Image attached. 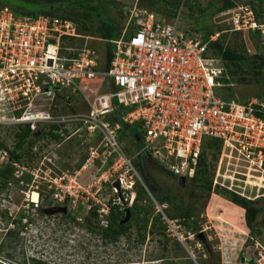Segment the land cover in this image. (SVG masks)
Masks as SVG:
<instances>
[{
  "label": "built area",
  "instance_id": "1",
  "mask_svg": "<svg viewBox=\"0 0 264 264\" xmlns=\"http://www.w3.org/2000/svg\"><path fill=\"white\" fill-rule=\"evenodd\" d=\"M123 12L124 25L120 36L110 40L112 57L105 67L86 42H69L89 38L77 32L71 19L15 15L0 6V124H28L31 130L38 123L57 125L60 135L62 127L77 125L93 141L78 170L54 178V200L67 203L72 214L96 206L98 215L106 217L109 203L90 193L93 183L83 186L79 181L81 171L99 160L107 165L106 173L117 175L113 181H119V188L131 189V205L133 174L141 179L118 141L123 123L139 125L140 151H149L177 180L193 177L203 137L218 139L212 186L248 200L264 199L263 184L247 182L250 176L264 179V98L239 102L219 96L224 67L207 51L219 32L203 40L162 22L136 1ZM217 14L226 30L257 32L264 44V8L257 17L252 5L238 2ZM63 90L79 94L86 110L65 112ZM42 99L49 104L35 112L33 104ZM101 178L103 173L95 182ZM163 207L157 211L166 230L181 242L184 227L167 217Z\"/></svg>",
  "mask_w": 264,
  "mask_h": 264
},
{
  "label": "rangeland",
  "instance_id": "2",
  "mask_svg": "<svg viewBox=\"0 0 264 264\" xmlns=\"http://www.w3.org/2000/svg\"><path fill=\"white\" fill-rule=\"evenodd\" d=\"M104 2L111 20L120 25L123 22L121 9L135 1L142 8L149 9L160 20L176 24L178 30L202 37L201 28L206 24L225 25L223 16L212 14L215 5L220 0H190L192 8L185 2L180 4L175 14H169V9L159 0H96ZM185 0H180L183 3ZM67 10V9H66ZM65 13L69 17H77L80 22L88 25V33L93 34L97 25L90 17L84 18L78 12L70 10ZM219 23V24H218ZM87 43L97 50L104 59L103 47L100 40L92 35L86 40L75 39L71 43L79 46ZM223 46L238 44L249 53H253L257 46L254 39L248 35H235L224 32L220 36ZM234 85L233 96L238 101H246L251 97L264 98V83H256L251 76L230 77ZM96 83V82H95ZM221 87V86H220ZM218 87L216 90L220 88ZM228 93L229 89H225ZM66 98L63 109L65 112L85 111L81 96L68 90L60 91ZM68 96V98H67ZM50 97V96H47ZM60 98H57L59 103ZM49 104L48 99H42L33 104L35 112L44 109ZM54 104V103H53ZM52 104V105H53ZM45 105V106H44ZM33 110V108H32ZM19 126L0 124V143L9 149L14 146V133ZM38 127L45 128L46 125ZM65 130V131H64ZM138 131L136 125H128L119 132L118 141L128 157L135 159L139 145L133 140ZM62 139L57 143L44 135L33 138L31 147L25 148L18 162L12 164L13 173L10 182L0 191V264H32L29 258L40 259L42 264H180L190 259L194 264L215 257L219 253L220 264H264V214L257 216L254 230L246 226L242 209L227 203L214 193L208 198L198 197L192 204V216L197 220L200 230L195 233L182 230L181 242L165 228L163 237L159 231L153 234L145 233L144 241L139 242L135 228H132L129 238L121 237L116 243L104 244L94 234L88 233L71 219V211L67 203H60L52 197L54 178L64 172L72 173L78 170L87 155L88 146L93 141L88 139L84 131L77 129V125H69L61 129ZM8 161V153L0 148V166ZM133 167L141 178L140 172ZM151 181L161 187H172L180 191L178 181L164 167L147 161L143 166ZM107 165L99 160L83 169L79 181L83 186L93 183L90 193L101 202L121 199L124 205H130L131 189L112 187L116 179L115 174L106 173ZM103 173V178L95 180ZM110 174V175H109ZM251 181L263 184L254 176ZM105 179V180H104ZM129 178H126V183ZM133 180L138 178L133 174ZM36 194L37 200L31 201L29 194ZM154 201V200H153ZM259 203L264 204L261 199ZM155 209L163 207L154 202ZM165 205V209L175 212L174 206ZM170 207V208H169ZM264 208V207H263ZM74 212L77 221H82L87 213ZM105 216L100 217L103 220ZM263 217V218H262ZM203 232L211 251L208 254L205 246L199 243L201 238L196 233ZM176 242L180 244L176 248ZM240 255L242 258H240Z\"/></svg>",
  "mask_w": 264,
  "mask_h": 264
},
{
  "label": "trees",
  "instance_id": "3",
  "mask_svg": "<svg viewBox=\"0 0 264 264\" xmlns=\"http://www.w3.org/2000/svg\"><path fill=\"white\" fill-rule=\"evenodd\" d=\"M159 1L169 9V14H175L180 4L183 5L184 2L189 8H192L190 0H185L183 3H181L180 0ZM238 2H245L252 5L257 17L264 8V0H220L215 5L212 14H217L231 8ZM3 5L8 6L15 15L37 16L40 14H47L71 19L76 24V29L79 34L86 36L92 35L94 38L101 41L103 44L105 67L109 65L112 57V43L110 40H115L120 36L124 25L125 16L123 7L121 9L123 22L117 25L109 17L106 4L96 0H0V6ZM66 9L70 10L71 14L79 12L84 18L90 17L97 25L92 31L93 34L88 33V25H86V23L80 22L75 16H67L65 14L67 13ZM146 10L153 12L151 8ZM224 24L225 25L216 26L206 24L200 30L203 40H207L209 35L219 32L218 37L209 42L207 51L219 58L224 67L223 76L221 78L223 85L218 89L217 93L223 99L229 100L235 99L233 96L234 85H232L230 77L239 78L240 76H251L256 83H264V44L259 42L257 32L229 31L226 30L228 29V25L226 23ZM227 31L235 35H248L256 42V50L253 53H249L245 47L237 43L231 47L223 46L220 42V36ZM72 40L74 39L70 38L69 42L71 43ZM225 89H229V92L227 93ZM63 110L65 111V108ZM71 110L74 111V109ZM114 114H116V120H119V111H116ZM128 125H136L138 129L135 135H133V140L139 145V150L136 152V158L133 159L132 162H134L136 170L140 172L142 179L141 181L135 180L133 183V191L135 194L131 205L127 206L123 203H110L108 214L105 217V225L100 224L96 206H93L88 213L83 216L82 221H77L76 215L71 214V219L84 228L85 231L94 234L104 244L116 243L121 237L129 238L133 227L137 232L139 242L144 241L145 233L153 234L159 231L163 237H166V227L162 221V214L155 209L154 202H156L159 205L167 204L168 206H174L176 208L175 212L170 209H165L166 207H163L162 211L167 217L177 219L179 224H181L186 231L195 233L200 230V226L197 220L192 216V204L198 197L208 198L210 194L214 193L218 197L220 196L231 202L229 203L226 201L227 203L240 207L242 211H244V213L242 212L244 214V221L246 226L250 229V232L257 231L259 233L258 230H254V223L264 207L263 203L258 202L261 199L248 200L225 188L212 186L215 162L220 151V141L218 139L203 137L194 175L184 183L178 185L180 191H177L172 187L163 188L151 181L148 173H146L143 167L145 163L147 161H152L156 165L158 164L160 168L164 166L154 158L149 151H140L141 130L138 124L123 123L119 132ZM58 128L57 125H50L47 130L41 127H38L36 130H31L28 124L19 125L17 131L14 133L15 142L12 149L0 143V148L6 150L8 153V161L0 166V191L10 182L9 180L13 173L12 164L19 161L25 148L31 147L33 138L44 135L58 143L62 139V136L55 131ZM38 129H41V131L39 132ZM174 178L176 177L174 176ZM247 182L253 183L251 178H249ZM126 209L129 211L127 218ZM198 241L205 246V251L211 254L209 248H206V245L210 244L206 236L204 235V239ZM175 244L177 245L176 248H179L180 244L178 242ZM240 258H242L241 255ZM29 259L32 264H42L40 259L34 257ZM186 260L187 261L180 264H194L190 259ZM200 264H220L219 253H215L214 258L201 261Z\"/></svg>",
  "mask_w": 264,
  "mask_h": 264
},
{
  "label": "water",
  "instance_id": "4",
  "mask_svg": "<svg viewBox=\"0 0 264 264\" xmlns=\"http://www.w3.org/2000/svg\"><path fill=\"white\" fill-rule=\"evenodd\" d=\"M177 181H178V184H182V183H184L186 181V179H185V177H182L181 176V177L178 178ZM112 186H114L116 188H119V181L118 180L113 181L112 182ZM128 213H129V211H128V209H126V218L128 217ZM196 236L199 237V238H201V239H204L203 232L196 233Z\"/></svg>",
  "mask_w": 264,
  "mask_h": 264
},
{
  "label": "bare ground",
  "instance_id": "5",
  "mask_svg": "<svg viewBox=\"0 0 264 264\" xmlns=\"http://www.w3.org/2000/svg\"><path fill=\"white\" fill-rule=\"evenodd\" d=\"M256 178H257L258 180L261 181V179H262L263 177H262V176H257ZM29 197H30L31 201H33V202H35V201L37 200V197H36L35 192L32 193L31 195L29 194Z\"/></svg>",
  "mask_w": 264,
  "mask_h": 264
},
{
  "label": "flooded vegetation",
  "instance_id": "6",
  "mask_svg": "<svg viewBox=\"0 0 264 264\" xmlns=\"http://www.w3.org/2000/svg\"><path fill=\"white\" fill-rule=\"evenodd\" d=\"M263 212V214H264V208H262V210H261V212L260 213H262ZM264 216V215H263ZM263 218V217H262ZM264 221V220H263ZM206 248H207V245H206Z\"/></svg>",
  "mask_w": 264,
  "mask_h": 264
},
{
  "label": "crops",
  "instance_id": "7",
  "mask_svg": "<svg viewBox=\"0 0 264 264\" xmlns=\"http://www.w3.org/2000/svg\"><path fill=\"white\" fill-rule=\"evenodd\" d=\"M220 197V196H219ZM222 198V197H221ZM222 199H224V198H222ZM225 201H227L226 199H224ZM227 202H229V201H227ZM229 203H231V202H229ZM233 204V203H232ZM237 206V205H236ZM243 213H244V211H243Z\"/></svg>",
  "mask_w": 264,
  "mask_h": 264
}]
</instances>
